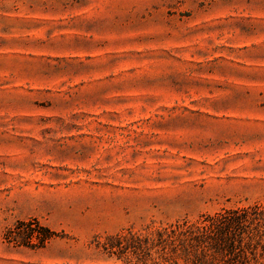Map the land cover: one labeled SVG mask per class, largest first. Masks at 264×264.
I'll use <instances>...</instances> for the list:
<instances>
[{"label":"rangeland","instance_id":"1","mask_svg":"<svg viewBox=\"0 0 264 264\" xmlns=\"http://www.w3.org/2000/svg\"><path fill=\"white\" fill-rule=\"evenodd\" d=\"M255 203L264 0H0V264Z\"/></svg>","mask_w":264,"mask_h":264},{"label":"trees","instance_id":"2","mask_svg":"<svg viewBox=\"0 0 264 264\" xmlns=\"http://www.w3.org/2000/svg\"><path fill=\"white\" fill-rule=\"evenodd\" d=\"M44 232L39 246L55 236ZM30 240L22 246H36ZM90 245L97 258L120 264H264V205L223 208L195 220L151 221L96 235Z\"/></svg>","mask_w":264,"mask_h":264}]
</instances>
